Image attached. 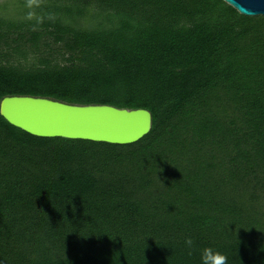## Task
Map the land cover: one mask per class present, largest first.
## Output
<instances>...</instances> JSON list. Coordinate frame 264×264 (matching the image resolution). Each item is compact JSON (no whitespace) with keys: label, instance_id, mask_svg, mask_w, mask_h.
I'll return each mask as SVG.
<instances>
[{"label":"trees","instance_id":"trees-1","mask_svg":"<svg viewBox=\"0 0 264 264\" xmlns=\"http://www.w3.org/2000/svg\"><path fill=\"white\" fill-rule=\"evenodd\" d=\"M4 8L0 102L146 108L152 126L117 144L0 113V264H200L206 246L264 264V15L225 0Z\"/></svg>","mask_w":264,"mask_h":264},{"label":"water","instance_id":"water-1","mask_svg":"<svg viewBox=\"0 0 264 264\" xmlns=\"http://www.w3.org/2000/svg\"><path fill=\"white\" fill-rule=\"evenodd\" d=\"M225 1L242 14L264 15V0ZM0 113L11 124L37 136H60L117 144L139 140L152 126V113L146 108L68 103L32 95L3 97Z\"/></svg>","mask_w":264,"mask_h":264},{"label":"clouds","instance_id":"clouds-1","mask_svg":"<svg viewBox=\"0 0 264 264\" xmlns=\"http://www.w3.org/2000/svg\"><path fill=\"white\" fill-rule=\"evenodd\" d=\"M34 2L35 0H28L29 6H31ZM193 243V239L190 236L186 237L184 240V244L189 255H191ZM200 264H228V255L216 248L206 246L201 250Z\"/></svg>","mask_w":264,"mask_h":264},{"label":"rangeland","instance_id":"rangeland-1","mask_svg":"<svg viewBox=\"0 0 264 264\" xmlns=\"http://www.w3.org/2000/svg\"><path fill=\"white\" fill-rule=\"evenodd\" d=\"M23 1L24 0H0V5L3 6V8L5 7L4 9H1V13L17 19H27L32 17V5L29 6L27 2L24 3Z\"/></svg>","mask_w":264,"mask_h":264}]
</instances>
